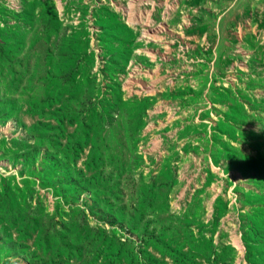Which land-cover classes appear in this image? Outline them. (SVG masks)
<instances>
[{
  "label": "rangeland",
  "instance_id": "1",
  "mask_svg": "<svg viewBox=\"0 0 264 264\" xmlns=\"http://www.w3.org/2000/svg\"><path fill=\"white\" fill-rule=\"evenodd\" d=\"M0 264H264V0H0Z\"/></svg>",
  "mask_w": 264,
  "mask_h": 264
}]
</instances>
